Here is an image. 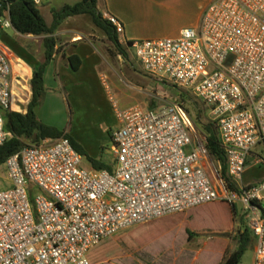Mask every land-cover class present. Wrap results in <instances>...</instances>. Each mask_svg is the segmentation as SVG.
I'll return each mask as SVG.
<instances>
[{"label":"built area","instance_id":"2783aa9c","mask_svg":"<svg viewBox=\"0 0 264 264\" xmlns=\"http://www.w3.org/2000/svg\"><path fill=\"white\" fill-rule=\"evenodd\" d=\"M41 7L45 0H29ZM2 6L0 4V12ZM123 34L124 26L106 15ZM0 16V147L10 138V58L1 37L13 29ZM143 71L184 89L210 110L237 191L214 181L206 138L183 104L115 111L111 170H86L68 138L25 146L6 163L11 187L0 190V264H92L101 241L155 219L217 201L241 203L255 238L252 264H264V181L245 186L252 150L264 143V0H213L200 27L176 39L135 40ZM107 85V77H101ZM36 189L40 193H36Z\"/></svg>","mask_w":264,"mask_h":264},{"label":"crops","instance_id":"0c3cea01","mask_svg":"<svg viewBox=\"0 0 264 264\" xmlns=\"http://www.w3.org/2000/svg\"><path fill=\"white\" fill-rule=\"evenodd\" d=\"M81 1L45 0L41 7L54 6L51 7L52 13L53 10H59L65 5H74ZM212 1L100 0L99 8L103 14L113 16L123 24L124 32L119 34V39L122 45H127L135 40L176 39L184 29L199 28L203 13ZM13 31L22 46L16 44L19 54L1 43L13 67L11 111L27 114L33 94L31 81L34 71L45 61L46 36L22 35L14 28ZM55 37L58 41L57 53L44 75L46 95L42 105L36 108V114L44 124L53 125L54 113L66 106V103L69 104L70 99L76 111L83 113L85 105L91 110L94 101L92 99L84 101L79 97L85 96L92 90L91 83L86 80L95 78L98 81V78L101 79L106 72L113 73L115 77L125 75L130 80L131 90L122 88L118 82H113L114 88L121 96L123 109L140 106L146 110H156L169 104L165 98L166 85L145 72H137L135 67L131 70L128 67V64L133 62L131 56L137 61L132 52L128 51V59L118 55L108 42L105 33L96 27L91 16L80 15L67 19L59 27ZM40 42H42L41 47H38ZM72 56L79 57L82 61L78 71L72 70L68 64L67 59ZM112 133L113 129L107 127L105 131L94 133L92 140H102L99 146H107L108 140L112 141ZM96 160L100 159L96 158ZM91 169H94L92 164ZM262 181H264V143L252 150L243 175L245 186ZM253 246L254 261L255 245Z\"/></svg>","mask_w":264,"mask_h":264},{"label":"trees","instance_id":"16d2710c","mask_svg":"<svg viewBox=\"0 0 264 264\" xmlns=\"http://www.w3.org/2000/svg\"><path fill=\"white\" fill-rule=\"evenodd\" d=\"M99 1L100 0H82L74 5H65L59 10H53V23L48 25L39 10V7L34 5L31 1L0 0V4L2 6L0 16L3 15L4 11L8 10L13 27L17 33L22 35L46 36L44 40L46 49L45 61L34 71L33 79L31 81L33 94L28 106L27 114L12 111L5 114L6 130L10 133V138L2 147H0V168L2 166L5 167L7 161L14 155L21 152L25 146L38 145L47 139L59 140L65 137L70 140L73 147L83 156V158L85 157L91 162L94 170H111V167L102 161L89 157L87 155V151L76 143V141L68 133L44 124L36 114V108L42 105L46 95L44 82L46 69L53 60L54 55L57 53L58 41L55 34L59 27L67 19L80 15L91 16L96 27L105 33L108 42L111 43L115 52L126 59L129 58L128 51L131 44H121L116 27L100 10ZM67 61L74 71H78L82 65V61L76 56L69 57ZM190 97L191 96H189V93L187 92L181 93L183 101H186V99H189ZM190 101L192 100L190 99ZM192 104L196 107L198 106L197 102H192ZM186 110L191 115V110L189 108H186ZM192 119L196 129L206 137V147L210 157L221 165L220 177L222 181L229 190L237 191V187L233 184L231 178L229 177L228 162L224 149L221 145L216 123H203L200 120V116L197 118L192 117ZM223 202L224 215L222 220H218L217 218H207L201 215L199 211L202 206H200L201 208L197 207L199 208L197 210V214H199V217H203L206 220V225H202L198 222H194L191 225L190 221L187 219V212L197 208L168 215L155 219L149 223L136 226L128 232H121L101 241L90 250L88 259L92 264H105L115 258H127L130 254L137 253L142 248L143 244L151 243L159 237L167 235L171 231L180 227L186 230L189 240L191 241L196 236L195 230L216 229L228 220V211H231L233 214L237 213L236 206L233 202ZM214 203L216 202L203 205V207L211 206ZM229 203H232L231 206ZM254 244L255 238L253 237L250 229L247 227L240 235L237 249L229 254L221 264H242L246 253ZM209 249H212L218 254H223L226 251V244L220 240L209 242L206 250Z\"/></svg>","mask_w":264,"mask_h":264},{"label":"rangeland","instance_id":"374dc122","mask_svg":"<svg viewBox=\"0 0 264 264\" xmlns=\"http://www.w3.org/2000/svg\"><path fill=\"white\" fill-rule=\"evenodd\" d=\"M51 7L54 6L39 7V10L48 24H51L53 21ZM1 43L11 48L17 54H19V50L16 44L22 47L13 29H5L3 31ZM41 43L42 42L38 43V47H41ZM131 60L133 62H130L128 67L131 70L135 67L137 72L143 73L144 71L141 64L133 60L132 56ZM105 76L107 77V85L99 78L98 81L95 78L86 80L91 83L92 90L91 92H87L85 96L82 95V97H79V99L83 98L84 101L85 99H92L94 101V107L91 110L85 105L82 111L83 113L79 110L76 111V108L71 105L72 102L70 99L71 103H66V106L64 105L62 109L54 113L53 125L49 126L68 133L76 143L87 151L89 157L93 159L98 158L100 159L99 161L111 167L115 164L112 141L108 140L107 146L103 147L99 146L102 140H92V138L95 136L94 133L105 131L107 127L113 129V131L120 127L115 107L117 106L120 110H123L121 107L122 101L120 94L114 88L113 84L118 82L122 88L131 90V83L125 75L115 77L113 73L106 72ZM165 85L167 87L165 98L168 103L183 104L186 108L191 110L193 118L200 116V120L203 123L213 122L209 108L193 94L184 89L175 87L170 83ZM182 92L189 93L191 97L183 101L181 98ZM190 99L192 101H190ZM192 102H197L198 106H194ZM197 138L206 137L196 129V142H198ZM207 166L212 179L220 184L223 183L220 177L221 165L209 156ZM82 167L86 170H91V162L85 157L83 158ZM244 177L245 184H247L246 176ZM10 187L11 183L6 168L2 166L0 168V190H5ZM36 193L39 194L40 191L36 189ZM223 204V201H217L211 206H202V208L200 207L199 213L207 218L222 220L224 215ZM231 204L232 203H229L230 206ZM234 205L237 210L236 214L228 211V220L216 229L195 230L196 236L191 241L189 240L186 230L180 227L167 235L159 237L151 243L143 244L142 248L137 253L130 254L127 258H115L105 264H221L229 254L237 249L240 235L244 232L245 228L248 227L242 216V204L234 203ZM198 209L199 208L187 212V219L190 221L191 225L194 222L206 225V220L203 217H199V214H197ZM131 229L124 232H128ZM217 240L223 241L226 244V251L223 254H218L212 249L206 250L209 242H215ZM253 247L246 253L242 264L252 263L254 257Z\"/></svg>","mask_w":264,"mask_h":264}]
</instances>
